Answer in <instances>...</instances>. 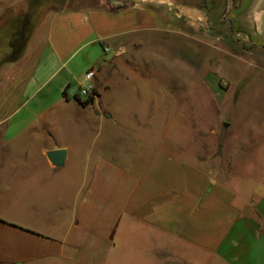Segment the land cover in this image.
<instances>
[{"label":"crops","instance_id":"1","mask_svg":"<svg viewBox=\"0 0 264 264\" xmlns=\"http://www.w3.org/2000/svg\"><path fill=\"white\" fill-rule=\"evenodd\" d=\"M74 1L36 8L20 58L0 63V264H179V250L201 264H264L260 182L232 191L192 142L145 138L137 113L128 123L111 112L128 95L118 66L160 61L162 45L229 41L240 59L264 62V0ZM18 15L0 10V29ZM91 69L96 96L68 115ZM18 87L26 101L3 110ZM54 150L66 152L61 166ZM251 158L250 178L264 179L262 157Z\"/></svg>","mask_w":264,"mask_h":264},{"label":"rangeland","instance_id":"2","mask_svg":"<svg viewBox=\"0 0 264 264\" xmlns=\"http://www.w3.org/2000/svg\"><path fill=\"white\" fill-rule=\"evenodd\" d=\"M66 2L70 7L75 6L74 0H31V3L12 0L0 4V10L19 14L16 19H2L0 62L12 47L18 50L22 46L27 29L36 21L32 8H39L41 14ZM162 46L165 50L160 61L158 57L154 58L155 62L150 61L152 58L147 55L146 63L131 61L118 66L124 79L123 90L128 95L116 100L117 111L111 112L120 122L128 123L127 113H137L140 123L151 125L143 132L145 138L173 139L183 147L187 141L192 142L189 149L193 150L195 161L210 169L207 173L232 191L248 194L255 182L261 183L259 189L263 188L264 179L250 178V160L256 154L261 156L263 162L258 167L264 171V62L249 56L240 59V52L229 41L223 51L207 50L197 43L192 45L191 40L178 42L176 48ZM257 57L264 56L259 53ZM188 62L191 63L187 66ZM68 99L67 114L75 115L77 104L81 105L78 99L84 102L87 98L69 95ZM24 101L26 98L18 87L16 97L2 108L12 110ZM149 109L153 114H148ZM249 126L261 130L252 136ZM118 131L116 128L114 132ZM105 134L104 129L101 136ZM252 139L262 143L252 146ZM178 253L179 264H201L193 252L179 250Z\"/></svg>","mask_w":264,"mask_h":264},{"label":"trees","instance_id":"3","mask_svg":"<svg viewBox=\"0 0 264 264\" xmlns=\"http://www.w3.org/2000/svg\"><path fill=\"white\" fill-rule=\"evenodd\" d=\"M27 1H28L29 3H31V0H27ZM47 4H49V2H47ZM31 7H32V5H31ZM31 10H33V11L35 10V11H36V7H35V8H32ZM35 11H34V12H35ZM36 21H37V20H36ZM36 21H35V22H36ZM35 22H33L32 24L34 25ZM32 24H31V26H32ZM31 26L29 27V29H27L26 35H25V37H24V42H23L22 46L20 47V49L17 50L15 47H12V48H11V52H10V54L7 55L6 57H4V59L1 60L0 63L13 62V61H16L17 59L20 58V56H21V54H22V52H23V48H24V45H25V42H26V38H27L28 32L30 31ZM95 96H96V92L94 91L93 96H92V95L89 96V97L86 99V101H84V102H81L80 100H78V101H79V103H80L83 107H87V106L89 105V103L92 102V101L94 100V97H95Z\"/></svg>","mask_w":264,"mask_h":264},{"label":"built area","instance_id":"4","mask_svg":"<svg viewBox=\"0 0 264 264\" xmlns=\"http://www.w3.org/2000/svg\"><path fill=\"white\" fill-rule=\"evenodd\" d=\"M95 75L94 69L89 70L85 76L84 79L86 81V84L83 87L78 88V95L80 97H86L88 98L89 96H93L95 88L92 84L93 77Z\"/></svg>","mask_w":264,"mask_h":264},{"label":"water","instance_id":"5","mask_svg":"<svg viewBox=\"0 0 264 264\" xmlns=\"http://www.w3.org/2000/svg\"><path fill=\"white\" fill-rule=\"evenodd\" d=\"M48 159L56 166H61L65 160L66 152L64 150H54L47 153Z\"/></svg>","mask_w":264,"mask_h":264}]
</instances>
